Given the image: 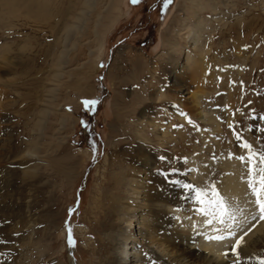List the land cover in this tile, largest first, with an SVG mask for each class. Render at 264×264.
<instances>
[{"label": "rangeland", "instance_id": "rangeland-1", "mask_svg": "<svg viewBox=\"0 0 264 264\" xmlns=\"http://www.w3.org/2000/svg\"><path fill=\"white\" fill-rule=\"evenodd\" d=\"M188 1L0 0V264H106L113 249L98 238L107 240L109 214L99 194L113 189V171L131 177L151 164L147 189L187 184L214 200L235 170L246 194L264 188V0H200L201 15L215 6L222 16L202 34L216 79L206 84L183 54ZM176 82L206 89L202 120L176 100L186 97ZM251 197L238 204L246 212L229 210L241 221L227 217L233 233L261 221ZM129 231L141 236V264H181L144 225Z\"/></svg>", "mask_w": 264, "mask_h": 264}, {"label": "bare ground", "instance_id": "bare-ground-1", "mask_svg": "<svg viewBox=\"0 0 264 264\" xmlns=\"http://www.w3.org/2000/svg\"><path fill=\"white\" fill-rule=\"evenodd\" d=\"M204 6L205 4L200 0L196 2L194 0H189L184 7L185 11H190V15L193 19L190 22L182 24L181 28L183 33H186L184 38L186 39L187 47L183 53L185 54V60H192L191 63L193 64V72L200 78L202 84H206L208 81L214 82L216 80L212 74V70L210 69L212 64L211 58L208 57L211 46L208 42H204V44H202V34L206 30L207 24L213 23L215 20L221 19L222 17L220 13H218L215 6L211 7V11L213 13L212 17L206 18L201 15ZM176 70L177 67H173L170 70L169 75L173 77L177 72ZM217 75H219L220 77H218L221 79L224 77L225 72H223V70H219L217 71ZM174 86L180 89L179 91H181V94L186 95L185 98H177L176 100L181 102L180 104H183L184 100H188L187 103L190 105L194 117L202 120L204 111L200 106V97L201 95L207 93L206 89L204 93L201 92V90L188 92L185 91L186 87H184V85H180L176 82ZM149 163H151V161ZM150 169H152L151 164H147L140 170L136 169L135 173L131 177L127 176L128 174H125L124 171H113L111 173L113 189L99 194L100 198L105 201V204L109 209V214L105 216L106 221L101 223L103 230H105L104 233L107 234V240H105L104 237H98L103 244L106 242L108 245L112 246L113 249V251L110 252L107 250V247H105V252L112 254V256L111 254H107L108 256H106L105 260L106 264H141L139 262L140 257H138L137 254V246L141 243V236L138 237V235L130 234L129 230L136 229L137 231V229L139 230L143 227V225L147 227L151 234H154V236H149L148 239L153 240L152 242L157 239V241H159L157 243H159L160 246H164L165 244L167 250L171 254L169 259L172 262H179L181 264H260V262L264 260V220L258 221L255 224H253V221V225L245 227V229L242 230L243 232L238 234L235 233L236 235L234 237L223 241L212 239L204 241L203 239V236L208 237L207 232L209 231L215 235L222 233V235L224 234L225 236L229 231L234 232L237 228H235L233 223L241 221L235 217L232 220L229 210L236 206L240 208L242 205L238 204H240L241 201H244L245 197L246 200H250L252 198L251 196L254 194H251L252 192L250 194H246L249 192V189H247L248 191H246V189H242V185H245L246 182L244 183L243 179H240L235 175V169V173L229 182H227V189H223V197L220 199L222 202L225 199V202H223L224 209L222 212L223 223H218L217 220L213 219L211 225L208 223L206 224V220L212 219V215L205 216L198 211L201 205L198 204L193 190L185 188L147 189L148 186L146 187V184L143 181L144 178H142L141 175L143 173L147 174L146 170L148 172ZM120 189L121 194L119 193ZM125 189H128L127 198H131V202H128L129 199L123 201L122 197L125 194ZM116 190L118 192H116ZM252 190L253 189L250 191ZM23 191L24 190H22V192ZM135 191L141 192V200H139L138 196L133 197L132 194ZM19 192L22 193L20 190ZM248 197L249 199H247ZM253 202L255 205L256 201ZM245 204L249 205V203ZM245 204H243V207ZM252 207L253 206H251V208ZM241 209V211L246 212L242 207ZM247 209L248 208L246 207V210ZM214 211L221 212L218 205ZM238 211L239 209L237 212ZM250 211L249 214L251 213ZM187 213L191 215L194 214L198 221L197 224L193 225L190 223V225H188L189 222L187 221V223L185 220V215H188ZM227 217H230L233 223ZM242 220L245 221V217L244 219L242 218ZM124 222L126 223L125 226L123 224ZM180 223H182V225H180ZM238 224L240 227H244L241 226L244 223ZM68 227H70V225L67 226V229ZM233 227L235 230H233ZM213 229H218V231H213ZM199 230H203L202 233ZM115 231L119 232L118 234L121 235V238H119L120 235L118 236L119 239L116 238L117 234H113ZM245 233L247 234L244 235ZM201 234H203V236ZM73 236L74 235L72 234V237ZM240 236H244V239L240 248L237 250L238 256L233 255L232 245L235 244L236 239ZM154 237L158 238L154 239ZM225 253H227V255H225Z\"/></svg>", "mask_w": 264, "mask_h": 264}, {"label": "snow or ice", "instance_id": "snow-or-ice-1", "mask_svg": "<svg viewBox=\"0 0 264 264\" xmlns=\"http://www.w3.org/2000/svg\"><path fill=\"white\" fill-rule=\"evenodd\" d=\"M131 2L133 4L139 3V0H131ZM172 0H164V7L167 8L170 4H171ZM82 103L85 105V107H89V106H93L95 105L97 102L95 100H84L82 101ZM251 146L250 145H245L246 149H249ZM261 163L264 164V157L261 158ZM250 171H252V169L250 168ZM261 172H264V168L261 169ZM261 185H264V176L261 177L260 180ZM184 188H188L190 190H193L195 192V196L197 199L198 204L201 205V207L198 209V211L205 216L208 215H212V219L206 220V223H208L209 225L212 224L213 219L217 220L218 223H223V219H222V212L224 209V205L222 200H214V199H206V194H205V190L203 189H193L192 185H183ZM253 192L256 195V204L259 207V210L261 212V215L259 217V219L264 220V188H262L259 192H257V189L255 187H253ZM212 195L218 196V193H216L215 189H212ZM219 206V209L221 210V212H215L214 209L216 208V206ZM66 226H67V222H66ZM68 231V242L69 244L72 243V230L70 227H68L67 229ZM213 231H218V229H213ZM247 233H245L244 235H246ZM236 234L229 231L227 233V235H215V236H208L206 237V239H213V240H217V241H223L225 239L231 238L233 236H235ZM244 236H240L239 238L236 239L235 244L232 245V253L233 255H237L238 256V252L237 250L240 248L242 242H243ZM225 255H227V253H225ZM260 264H264V260H262L260 262Z\"/></svg>", "mask_w": 264, "mask_h": 264}, {"label": "water", "instance_id": "water-1", "mask_svg": "<svg viewBox=\"0 0 264 264\" xmlns=\"http://www.w3.org/2000/svg\"><path fill=\"white\" fill-rule=\"evenodd\" d=\"M69 247H70V249H73L74 248V239L73 238H72V243L69 244ZM70 258H71V261L72 262H75V259H74V257H73L72 254H70Z\"/></svg>", "mask_w": 264, "mask_h": 264}]
</instances>
